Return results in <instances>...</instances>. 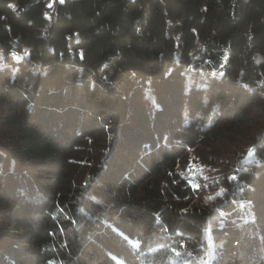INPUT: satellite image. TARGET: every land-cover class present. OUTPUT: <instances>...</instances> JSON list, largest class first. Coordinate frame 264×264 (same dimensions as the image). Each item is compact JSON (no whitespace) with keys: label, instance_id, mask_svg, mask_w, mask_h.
<instances>
[{"label":"trees","instance_id":"1","mask_svg":"<svg viewBox=\"0 0 264 264\" xmlns=\"http://www.w3.org/2000/svg\"><path fill=\"white\" fill-rule=\"evenodd\" d=\"M0 264H264V0H0Z\"/></svg>","mask_w":264,"mask_h":264},{"label":"rangeland","instance_id":"2","mask_svg":"<svg viewBox=\"0 0 264 264\" xmlns=\"http://www.w3.org/2000/svg\"><path fill=\"white\" fill-rule=\"evenodd\" d=\"M50 2V1H49ZM189 150V159L188 163H186L182 168V175L186 177L187 182L196 188L198 193L201 194L202 200L200 203L211 205L215 202V193L217 190L222 189V186H217L216 189L212 188L216 185H213L212 180L218 176L220 171H217L216 168L212 166H208L209 170L207 172L203 171L207 164H203L197 160V156H195L194 152L191 149ZM201 173H204L203 177ZM218 194V193H217ZM210 199V201H208Z\"/></svg>","mask_w":264,"mask_h":264},{"label":"crops","instance_id":"3","mask_svg":"<svg viewBox=\"0 0 264 264\" xmlns=\"http://www.w3.org/2000/svg\"><path fill=\"white\" fill-rule=\"evenodd\" d=\"M48 1H52V0H48Z\"/></svg>","mask_w":264,"mask_h":264}]
</instances>
